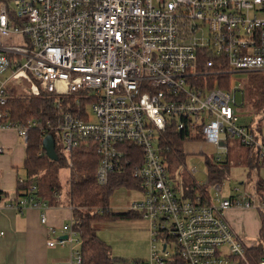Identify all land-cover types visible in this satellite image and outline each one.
Instances as JSON below:
<instances>
[{
	"label": "built area",
	"instance_id": "obj_1",
	"mask_svg": "<svg viewBox=\"0 0 264 264\" xmlns=\"http://www.w3.org/2000/svg\"><path fill=\"white\" fill-rule=\"evenodd\" d=\"M13 2L15 9L0 4V132L13 129L26 144L32 128L44 137L55 129L66 150L83 139L94 141L102 154L101 184L127 163L120 143L141 146L142 164L134 176L141 180L142 199L129 210L150 223L148 264H264V258L249 254L259 243L248 244L225 216L231 208L264 210V187L237 186L227 195L226 177L211 183L207 174L205 181L195 178L193 197H180L162 145L169 124L176 123L188 129V137L202 135L212 144L217 160L228 154L230 140L238 139L264 163L262 134L240 123L238 89L207 87L213 75L264 71V0ZM14 89L53 94L59 108L75 94L77 111L64 112L56 127L15 122L7 107ZM4 151L0 144V155ZM191 172L197 174L198 167ZM38 190L34 182L26 194L5 200L0 187V202L41 209V222L49 225V203ZM70 220L61 226V236L49 225L53 237L47 245H71L70 263L82 264L81 249L73 247L81 241Z\"/></svg>",
	"mask_w": 264,
	"mask_h": 264
},
{
	"label": "trees",
	"instance_id": "obj_2",
	"mask_svg": "<svg viewBox=\"0 0 264 264\" xmlns=\"http://www.w3.org/2000/svg\"><path fill=\"white\" fill-rule=\"evenodd\" d=\"M0 3H4L8 7L11 5L9 0H0ZM11 16L13 17L12 13ZM13 21L14 18L12 23ZM231 76H210L207 78V87L209 89L219 87L230 90ZM247 78L242 88L243 101L240 104L241 108H245L246 114L244 116L240 114V106L238 105L240 123L254 132L262 134L264 71L248 72ZM74 96L75 94L65 98L59 108L53 94L43 91L40 95H32L14 89L7 107L10 110L11 119L15 122L27 124L37 120L44 124L50 123L56 127L64 112L70 110L76 113V106L73 104ZM257 114H262V118L258 122L252 118ZM47 133L54 137L58 159H51L43 148V131L39 128H32L26 142V155L23 164L27 179L24 182L18 181L16 192L21 195L26 194L32 183L36 182L39 188L38 196L47 201L49 205L70 206L73 227L78 231L81 241L82 264H116L117 257L113 254L111 245L98 234L99 224L116 219L142 218L138 212L132 210L115 211L110 207L111 196L116 189L126 187L137 190L140 188L141 180L134 176V171L142 164V147L134 142L120 143V148L128 152L125 155L127 163L122 171L111 172L108 181L101 184L97 179V169L102 154L94 141L83 139L70 150H66L61 132L49 129ZM187 135L188 129H178L176 123L169 124L162 141L164 154L168 161L185 159L187 154L185 144L192 141H203L202 135L193 138ZM229 152L227 158L221 160H217L215 154L199 152L206 157L205 161L211 183L220 182L223 177L228 175L231 167ZM239 163L247 165L249 173L255 169L259 170L263 164L259 160L257 151L252 148H246L245 153L240 155ZM65 167L70 169L66 202L63 199L64 187L59 177V171ZM184 187L187 192L186 197H193L198 191L195 179L192 182H184ZM255 187L261 190L264 187V178H258ZM8 197L6 195L5 198L8 199ZM258 214L261 219L260 242L257 246L249 248V254L256 259L264 258V210L259 211Z\"/></svg>",
	"mask_w": 264,
	"mask_h": 264
},
{
	"label": "rangeland",
	"instance_id": "obj_3",
	"mask_svg": "<svg viewBox=\"0 0 264 264\" xmlns=\"http://www.w3.org/2000/svg\"><path fill=\"white\" fill-rule=\"evenodd\" d=\"M10 7L15 9L13 0L10 1ZM247 73H235L231 76V88H237V100L240 106V114L243 116L246 114L245 108H241V103L243 101V94L241 89L243 88L244 83L247 80ZM90 118L94 120L95 116L92 112V109H89ZM242 116V117H243ZM241 117V118H242ZM256 122L260 121L262 114H257L252 117ZM251 119V117H250ZM24 139H18L17 147H20L21 153L17 152V156L20 158H15L16 151L14 148L5 149V153L0 155V160L4 159L3 163H0V180L4 179V176L10 177V183L16 184L18 186V181L20 178L23 180L27 179V173L23 168V159L25 155L24 151ZM246 147L242 145L238 139H231L229 142V155L231 161V167L226 175V179L223 181L224 192L229 195L239 186L242 190L247 187L254 185L255 180L259 177L264 178V163L261 164V167L253 170L249 173V168L247 165L239 163L240 155L245 153ZM216 148L205 141L198 142H189L185 144V151L187 152L186 158L182 160H171L168 162V174L171 182L176 188L178 196H183L186 194V188L184 187V182H192L197 176L203 178L204 181L207 178L208 167L205 161V156L199 152H204L206 154L213 155ZM227 158V154L223 155V159ZM194 166L198 167V173L193 174L191 170ZM250 174V176H249ZM60 181L64 187L63 199L66 202L67 189L69 187V178H70V169L68 167L62 168L59 171ZM142 199L141 193L136 189H128L126 187L118 188L114 191L110 200V207L115 211L129 210L131 204L135 200ZM231 209H234L233 212ZM225 212V216L232 227L237 231V233L248 243V244H258L260 242L259 238V229L261 226V219L258 214V211L251 209H237L231 208ZM236 209V210H235ZM239 221L243 225V232L239 231L234 225L233 220ZM117 220V219H116ZM71 220L69 219L68 222ZM113 220L104 221L100 223L111 222ZM234 224V225H233ZM103 226V225H102ZM101 226V227H102ZM62 232V231H61ZM99 236L109 243L112 247L113 254L117 257L116 264H125L126 262H131L133 264L143 263L142 259H146V263L150 260L151 256V232L140 230H121V229H106L100 228L98 231ZM59 236V234H57ZM158 245L161 244V240L158 241ZM81 242L73 245L75 248H80ZM177 246L176 240H171L170 248L175 250ZM66 254H69L71 251V245H68L66 248Z\"/></svg>",
	"mask_w": 264,
	"mask_h": 264
},
{
	"label": "crops",
	"instance_id": "obj_4",
	"mask_svg": "<svg viewBox=\"0 0 264 264\" xmlns=\"http://www.w3.org/2000/svg\"><path fill=\"white\" fill-rule=\"evenodd\" d=\"M20 138L13 129H6L0 132V144L5 149L14 148L16 151L15 158L17 159L19 158L17 152L21 153L20 147H17L18 139ZM262 138L264 139V121L262 123ZM24 147L26 155V144ZM3 162L4 159L0 160V163ZM0 187L4 199H6V195L11 197L16 194V181L15 184L10 183L9 176H4V179L0 180ZM231 210L230 212H235L233 211L234 209ZM46 212L49 225H53L56 228L57 234L61 236V226L67 223L72 217L70 206L49 205ZM40 214L41 209L28 208L19 210L7 208L3 206V201L0 202V231H4V235L0 236V264H71L69 261L70 253L66 254V250L63 249L68 245L63 247H51L47 245V241L53 235L49 232L50 226L41 222ZM231 219L235 224L233 225L239 231L243 232V225L239 221L234 220L233 216H231ZM102 225L99 224V230L103 227L106 229H121L133 232L138 228L147 232L149 229L150 232V223L143 218L117 219L106 224L103 223ZM142 261L146 263L147 260L142 259Z\"/></svg>",
	"mask_w": 264,
	"mask_h": 264
},
{
	"label": "water",
	"instance_id": "obj_5",
	"mask_svg": "<svg viewBox=\"0 0 264 264\" xmlns=\"http://www.w3.org/2000/svg\"><path fill=\"white\" fill-rule=\"evenodd\" d=\"M43 148L45 149L46 153L51 159L57 160L58 155L55 148V140L52 134H47L43 138ZM142 264H148V263H142Z\"/></svg>",
	"mask_w": 264,
	"mask_h": 264
}]
</instances>
